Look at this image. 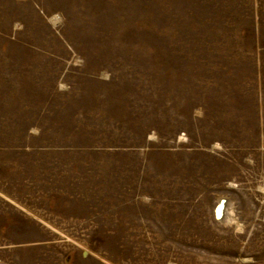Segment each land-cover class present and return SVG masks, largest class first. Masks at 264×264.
<instances>
[{
  "label": "rangeland",
  "instance_id": "obj_1",
  "mask_svg": "<svg viewBox=\"0 0 264 264\" xmlns=\"http://www.w3.org/2000/svg\"><path fill=\"white\" fill-rule=\"evenodd\" d=\"M0 264H264V0H0Z\"/></svg>",
  "mask_w": 264,
  "mask_h": 264
},
{
  "label": "bare ground",
  "instance_id": "obj_2",
  "mask_svg": "<svg viewBox=\"0 0 264 264\" xmlns=\"http://www.w3.org/2000/svg\"><path fill=\"white\" fill-rule=\"evenodd\" d=\"M224 202V201H223ZM223 202L220 204L219 208H218V213L222 212V204ZM227 210V209H226ZM229 217L233 220L236 221L237 220V216L233 213V212H229Z\"/></svg>",
  "mask_w": 264,
  "mask_h": 264
}]
</instances>
